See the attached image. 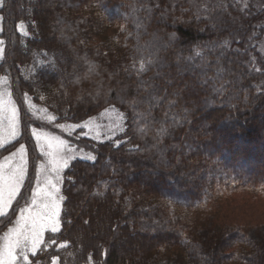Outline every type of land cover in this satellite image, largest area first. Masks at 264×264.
Segmentation results:
<instances>
[{
	"label": "trees",
	"instance_id": "trees-1",
	"mask_svg": "<svg viewBox=\"0 0 264 264\" xmlns=\"http://www.w3.org/2000/svg\"><path fill=\"white\" fill-rule=\"evenodd\" d=\"M0 16V77L9 78L21 124L0 160L24 144L32 189L42 156L29 103L55 125H80L111 107L123 116L124 131L110 140L72 135L73 146L96 160L76 157L64 169L59 231L33 259L264 264V220L222 224L220 217L233 194L264 196V55L256 47L264 7L4 0ZM24 193L0 217V235L15 223Z\"/></svg>",
	"mask_w": 264,
	"mask_h": 264
},
{
	"label": "snow or ice",
	"instance_id": "snow-or-ice-1",
	"mask_svg": "<svg viewBox=\"0 0 264 264\" xmlns=\"http://www.w3.org/2000/svg\"><path fill=\"white\" fill-rule=\"evenodd\" d=\"M3 7L4 0H0V8ZM19 27L23 29V25ZM23 35L27 36L28 32L24 31ZM3 43V41H0V45ZM3 51V48L0 47V57L3 56ZM199 55L200 52H197L196 56ZM152 63V60L140 62L137 72H146L148 70L146 64L151 65ZM2 79L6 80L7 78L4 77ZM2 95H7L9 99L7 107H0V126L8 130L9 138L6 141H0V148L5 147L6 143L10 144L17 140L20 135V113L15 103L11 100V94L5 92ZM117 116L119 119H123L122 114L117 113ZM47 119L51 123L55 117L49 116ZM113 123L115 127H119L121 132L124 131L121 125L115 124V122ZM57 127L64 128L65 126L57 125ZM73 127L82 129L83 127H87V124H76ZM32 135L36 138L37 145L41 147V155L48 158V166L45 169L47 175L43 181L37 178L36 190L31 188L32 177H27V160L25 158L24 144H20L15 152H12L9 156H5L3 162H0V217L9 216L5 212V208H12V202L20 195L21 188L25 189L24 196L21 197L23 206H21L20 201H17L20 220L16 222L15 227L9 229V232L5 234L7 239L5 252L7 264H16L17 256L22 261H27L29 253L34 257L37 256L38 247L44 243L43 232L45 227L52 233L59 231V202L63 201L65 197L59 194L57 184L61 180L60 173L63 169L69 167L71 160L75 159V156L70 154L72 149L68 141L60 139L59 137L49 139V134L38 133L35 129L32 130ZM93 139H96V137H93ZM42 140L47 141V143H42ZM84 158L89 161L96 160V156L94 155H87ZM53 174L55 183H53L52 179ZM38 176L39 173L37 174ZM26 177L28 179L27 186L25 185ZM5 190L7 191L6 200L2 195ZM29 192H31L30 199ZM30 209L35 210L34 215ZM15 211L16 209H12L13 214Z\"/></svg>",
	"mask_w": 264,
	"mask_h": 264
},
{
	"label": "rangeland",
	"instance_id": "rangeland-1",
	"mask_svg": "<svg viewBox=\"0 0 264 264\" xmlns=\"http://www.w3.org/2000/svg\"><path fill=\"white\" fill-rule=\"evenodd\" d=\"M255 5L257 9L264 7V0H255ZM20 30L21 32H23L24 28L23 29L20 28ZM0 33H1V16H0ZM0 41H3L1 37H0ZM0 47H2L4 50V43L0 45ZM256 47L264 55V38L256 43ZM2 59H3V56L0 57V62ZM4 77H6L7 79L6 80L2 79ZM5 92L11 94V100L14 102L11 89H10L9 78L7 75H2L0 77V107L8 106L7 102H8L9 97L7 95H2ZM15 106L18 110V107L16 104ZM29 108L31 110L30 114L32 115L33 120L35 121V124L39 125V127H33L32 130L35 129L38 133L49 134V139H51L52 137H59L60 139L68 141L70 144V148L72 149L70 154L75 156V158L76 157L84 158L87 156L86 153L82 151H78L77 148L73 146L74 144L72 141L73 140L72 135L75 134L78 130H81V133L79 134V136L81 135V136L90 138L92 140L101 142V141L112 139L118 132H120L119 127H115L113 122L123 127V119H119L117 116V113H120V112L113 107L103 110L99 115L86 121L85 123L87 124V127H83L82 129L73 127V125H64L65 126L64 128L57 127V125L53 124V121L51 123L48 122L47 117L51 115H49L44 109L37 107L33 104H30V103H29ZM85 123L80 124V125H84ZM19 131H21V124H20ZM93 137H96V139H93ZM8 138H9L8 130L3 126H0V141H6ZM33 138L36 142V138L34 136ZM42 143H47V141L42 140ZM7 144L8 143H6L5 145ZM36 145H37V142H36ZM37 147L41 154V147H39L38 145ZM18 148L19 146L16 147L11 152H9L8 154H6L5 156L11 155V153L15 152ZM25 154H26V151H25ZM41 156H42V161L39 163L38 168H37L36 180H35V185L33 187V190H36L37 178L43 181L45 176L47 175V172L45 171V169L48 166V158L43 155ZM4 157L0 160V162H3ZM25 158L27 160V154L25 155ZM63 171L60 173L61 180L57 184L60 195H61L60 190H61V185H62ZM38 173H39V176L37 177ZM52 179H53V183H55L56 181L54 178V174H53ZM2 195H3V198L6 200L7 191L5 190L2 193ZM61 203L62 201L59 202V215H60V210H61ZM41 208H42V205H41ZM9 210L10 208H5V212H8ZM30 211L33 212V215L35 214L34 209H30ZM220 217H221L222 224L259 223L264 220V196L252 199L244 194H233L229 196V200L227 202H223L221 204ZM18 220H20V213L18 214L15 220V223L11 227H9V229L15 227L16 222ZM9 229L0 235V264H7V256L5 255L7 239L5 237V234L9 232ZM48 234H53V233L48 231L47 227H45V230L43 232L44 243L38 247L37 253L43 247L47 246L45 242V238ZM33 257L34 256H32L31 253H29L27 261H22L20 257L17 256L16 264H41L40 259L35 260L33 259ZM50 264H58V259L53 257L51 259Z\"/></svg>",
	"mask_w": 264,
	"mask_h": 264
}]
</instances>
